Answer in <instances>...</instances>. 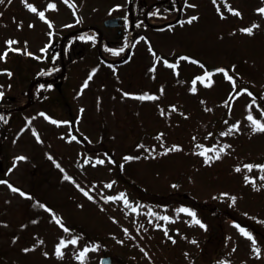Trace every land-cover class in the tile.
I'll list each match as a JSON object with an SVG mask.
<instances>
[{
	"label": "rangeland",
	"instance_id": "1",
	"mask_svg": "<svg viewBox=\"0 0 264 264\" xmlns=\"http://www.w3.org/2000/svg\"><path fill=\"white\" fill-rule=\"evenodd\" d=\"M218 2L219 8L212 0H188L181 6V19L186 22L166 31L149 29L132 48L130 60L125 61V53L118 57L122 63L116 71L100 64L94 45H77L74 52L84 58L62 84L74 116L61 100V83L34 101L37 72L52 59L51 46L62 30L126 16L133 2H0V100L12 97V102L23 108L13 117L20 126L6 142L3 162L7 181L0 184V257L7 264H100L101 247H109L107 254L115 264H213L229 247L264 249V170L256 168L259 171L254 170L246 181L244 164L239 166L244 157H264V132L253 130L250 111L244 106L245 101H264V13L259 11L264 9V0ZM29 6L37 11L32 12ZM149 22L154 26L164 23ZM249 28L251 34L244 31ZM121 48L116 45L109 55L101 48V53L114 60ZM184 53L207 67L232 66L234 77L252 80L251 90L244 88L232 109L238 118L239 137L227 148L224 162L218 160L209 167L202 165L206 156L200 153L204 150L194 154L191 136L210 116V103L224 99L233 85L222 82L221 72L210 86L207 83L194 90L189 79L199 73L206 75L205 66L191 63L181 55ZM174 54L177 57L169 61L175 67L160 74L168 75L167 89L179 95L183 114L173 117L171 128L163 127L170 136L167 150L158 144L157 153L142 150L137 154L134 148L144 129L155 130L164 122L158 117L160 107L156 109L150 102L139 106L140 92L154 89L155 84L152 73L145 75L143 68L152 64L160 70L165 57ZM97 63L99 74L86 73L88 65ZM177 63L185 65L183 83L175 89ZM158 105L164 108L162 102ZM260 122L264 123V117ZM193 164L195 174L190 179L181 177V170ZM237 165L238 172L234 169ZM131 182L140 184V190ZM33 183L37 189L26 192ZM109 184L111 187L106 186ZM217 192L228 195L219 193L218 198ZM121 195L127 197V205L121 199H109ZM188 212H194L195 217ZM242 212L253 218L244 214L251 219L247 223ZM256 215L262 224L256 225ZM197 219L200 224L194 222ZM61 242L66 245L62 257L56 254ZM86 249L81 261L79 254Z\"/></svg>",
	"mask_w": 264,
	"mask_h": 264
},
{
	"label": "trees",
	"instance_id": "2",
	"mask_svg": "<svg viewBox=\"0 0 264 264\" xmlns=\"http://www.w3.org/2000/svg\"><path fill=\"white\" fill-rule=\"evenodd\" d=\"M188 0H153L152 3H147L144 0H134V5H133V17L130 15V11L127 10L126 13V21L125 25L127 29L119 34L115 32H108V29L105 28L102 24L91 22L89 25L92 26H97L99 27L102 32H103V37H102V45L104 51L109 54L110 49L115 50L114 47L116 45H121L122 48L117 50L116 55H120L123 53L128 42H129V35L131 31V26L132 24L134 25L133 27V36L135 40H140L146 32L151 29L153 31H159L161 29H156L152 28L149 26L147 23V18L150 21H160V22H166L169 20V17H165L164 13L170 12L175 16L179 12V2L181 3V6L184 7L185 3ZM154 5V7L150 10V12L147 13L149 8ZM178 24L174 25H169L167 28H175L177 27ZM75 28H70V29H65L64 31L62 30L60 33V40L64 36H66L68 33L73 31ZM100 37L96 34L87 32V33H82V34H77L72 37H70L67 42H66V47H65V62L67 65L66 73L64 77L61 79V100L63 101L64 105L68 109V112L70 116H74L73 112V105L68 97V95L65 94V90L62 87V84L67 82L68 77L70 72L72 71L73 67L77 64H80L82 59L84 57H79L78 54L74 52V48L77 45L81 44H86V45H94L95 48L97 49L98 43H99ZM97 56L99 58L100 64L104 65L105 63L102 61L100 58L99 52L97 51ZM177 55L174 54V56L165 57V61L163 62V65H161L160 70L155 68L154 65L149 64L144 66V74L149 75L152 73V79L154 80V89L149 90H144L143 92H140V97L145 96V97H156V99H141V103L139 106L144 105L145 102H150L152 101L154 103V106L156 109L158 107L161 108L159 111L158 117L160 120H164L162 122V126L158 125V127L153 129H144V131L140 135V142L139 145L134 148V152L137 154H141V151L144 150L145 153L148 154H153L157 153L159 151L158 144H161L164 149H168L169 146L166 144L167 138L170 137L167 135L166 130L163 127H172L173 125V117L175 115H182L181 107H180V99L179 95L175 96V92H170L167 89V84H168V78L165 74H160L163 72H166L168 70L167 64H170L169 59H174L176 58ZM196 58V57H194ZM84 61V60H83ZM1 62V61H0ZM4 62V61H3ZM167 62V63H165ZM186 62V61H185ZM187 63V62H186ZM62 65H63V60L60 57L59 53L54 54L52 59L48 61L45 66H42V68L37 72L36 77H48L55 75L59 73L62 70ZM183 65L180 67L179 63H177L176 68L174 69V75H173V86H175V89H177L183 82H182V77L184 75L183 73ZM237 66V64H234ZM1 66V64H0ZM88 65L87 68L85 69L86 73L89 75L92 74H98V65ZM117 67L118 65H114ZM1 70V69H0ZM206 75H210V81L205 79ZM204 76L197 74L194 75L193 77L191 76L189 79V84L193 87L194 90H199L201 86H204V84L207 83H213L215 82L216 76L211 75V74H206ZM227 76H231L232 80H229ZM227 76L224 74L223 75V80L222 82L224 84H229L233 85V89L229 90L225 96L224 99H215L213 102L210 103L209 108H210V116L208 119L200 126L201 129L197 130L192 134V139H194V154H197V150H204L209 154V157H213V159L206 160L203 162V167H209L211 165H215L218 160L221 162H224L223 160V155L225 154L227 148L230 146L231 142L236 140L239 137V127H238V118L237 116H234L232 114V109L234 105V101L236 99V96L242 92V90L245 89H250L251 90V79L245 80L242 79V77L239 75L237 77H234L231 74H227ZM92 77V76H90ZM161 77V78H160ZM245 78V77H244ZM161 81V82H160ZM233 81L235 84H233ZM55 82H46V81H41L37 84L36 86V91H35V101H40L45 93H47L49 90L52 88H55ZM201 85V86H199ZM264 89V88H263ZM160 101V102H159ZM257 103H253V101H245L244 106L250 111V116L254 119L260 122L261 117H264V101L261 100L260 98L256 100ZM161 102L164 105V108H162L158 103L161 104ZM255 102V101H254ZM16 105L14 102H11L8 100V98H4L0 100V107H10ZM21 111H11V110H0V117H3V119H0V145L2 147V151L0 154V184L3 182L7 181V176H6V168L3 162L4 156L6 155V142L10 141V139L13 137L12 132L14 131L15 128L18 127V123L14 121L13 117L17 114H20ZM209 114V113H208ZM73 119V117H72ZM251 121V120H250ZM251 123V127L254 130V125ZM177 124V121H176ZM20 126V125H19ZM24 128L22 127V130ZM231 129L230 134L228 135H223V133L229 132ZM21 134V132H19ZM168 136V137H167ZM215 149V151H212ZM222 149V151H221ZM157 151V152H156ZM219 154V159H215L214 157ZM131 154V153H129ZM264 156V155H263ZM261 158V160H260ZM259 159L256 163V165L253 164V160ZM240 164H244V173L241 172V174L245 175V180L248 181L249 178L251 177L252 174H255V172L259 171L256 170V168H262L261 166H264V157L262 156H256L253 159L249 157H244L243 161H239V166ZM247 165H252L251 171L248 170L246 167ZM237 165L234 169L236 171L237 168H239ZM195 165L191 166L190 168L186 170H181V177L184 175L188 176V179L191 178L192 174H195ZM120 170V169H119ZM219 170V169H217ZM255 170V172H254ZM262 171V170H260ZM118 172V171H117ZM238 172V171H236ZM249 174V175H248ZM35 183V182H34ZM31 186L29 191L31 190H36L37 187L35 188V185ZM131 185L135 189H139L140 184H137L136 182H131ZM257 188L260 187L259 184L256 185ZM140 190V189H139ZM217 192L216 196L220 198V194H226L228 195L227 192L220 193ZM243 216H245L244 212ZM249 217H253L252 214L248 213ZM259 217V215H256L255 218ZM105 247L103 248V251H105ZM1 258V257H0ZM3 260V259H2ZM5 264L7 262L3 260Z\"/></svg>",
	"mask_w": 264,
	"mask_h": 264
},
{
	"label": "snow or ice",
	"instance_id": "3",
	"mask_svg": "<svg viewBox=\"0 0 264 264\" xmlns=\"http://www.w3.org/2000/svg\"><path fill=\"white\" fill-rule=\"evenodd\" d=\"M0 2H2V0H0ZM51 7H54V5H52ZM29 8H30V10L32 11V12H36L37 11V9L35 8V7H31V6H29ZM261 13H264V9H260L259 10ZM236 15H239V13H235ZM39 15H40V17H41V19H43L44 18V14L41 12V13H39ZM195 19H197L196 17H193L192 18V20H195ZM192 20H189L188 22L189 23H191L192 22ZM244 31H246L248 34H251L252 33V29L251 28H249V29H246V30H244ZM9 43L11 44V43H14V42H11V41H9ZM6 55V54H5ZM165 63H167V62H165ZM167 66L168 67H175V65H171V64H167ZM221 71H223V70H221ZM225 75L227 76V73H225ZM227 78L229 79V80H232V77L231 76H227ZM205 79H207V80H209L210 81V75H206V77H205ZM233 84H235V82L233 81ZM87 85H85V87H86ZM207 86H210V83L207 85ZM0 95H2V93H0ZM139 99H156V97H145V96H142V97H139ZM0 119H3V117H0ZM248 119L249 120H251L252 121V123H253V125H254V131H260V132H264V123H261V122H259V121H257V120H254L251 116H249L248 117ZM52 123H56V121H52ZM230 132H231V129L229 130V132H227V133H223V135H228V134H230ZM172 150H176V149H169V151H172ZM212 151H215V149H213ZM221 151H222V149H221ZM201 155H205L206 156V162H208V160H211V159H213V157H207V155H206V151L205 152H201L200 153ZM215 159H219L220 157H219V154L217 153V155L214 157ZM19 159H21V160H23V159H25L24 157H20ZM125 159H132L131 157H126ZM97 163H103V161H98ZM58 166V165H57ZM247 168H248V170L249 171H251V169H252V165H247L246 166ZM262 167V170H264V166H261ZM236 171H240V169L239 168H237L236 169ZM65 179H69L68 177H65ZM262 179H264V177H262ZM254 183V182H253ZM107 187H111V185L109 184V185H106ZM12 191H18L17 189H15V188H13L12 189ZM21 195H24L23 193H21ZM85 195H88V193H85ZM90 199H91V197H89ZM109 199H121V200H123L124 201V203H125V205H127V203H128V201H127V199H126V197H124L123 195H121L120 197H117V198H109ZM135 210V209H134ZM180 211H188L187 209H181ZM188 214L189 215H191V216H193V217H195V213L194 212H188ZM161 219H168L167 217H161ZM196 224H200V221L197 219V220H195L194 221ZM56 223L57 224H60L61 222H60V220H56ZM201 227H204V225H202L201 224ZM245 235H248V233L247 232H245L244 233ZM249 238L251 239V237L249 236ZM71 243L72 244H75L76 243V241L75 240H73V241H71ZM66 245L63 243V242H61V244L57 247V249H56V254H57V256H63V252H62V248H64ZM257 251V254L259 253V250L257 249L256 250ZM86 252H87V249L85 250V251H82L80 254H79V259L81 260V261H83V259L85 258V255H86Z\"/></svg>",
	"mask_w": 264,
	"mask_h": 264
},
{
	"label": "flooded vegetation",
	"instance_id": "4",
	"mask_svg": "<svg viewBox=\"0 0 264 264\" xmlns=\"http://www.w3.org/2000/svg\"><path fill=\"white\" fill-rule=\"evenodd\" d=\"M235 248L224 249L213 262L214 264H264V249Z\"/></svg>",
	"mask_w": 264,
	"mask_h": 264
},
{
	"label": "water",
	"instance_id": "5",
	"mask_svg": "<svg viewBox=\"0 0 264 264\" xmlns=\"http://www.w3.org/2000/svg\"><path fill=\"white\" fill-rule=\"evenodd\" d=\"M123 19V17H112V18H108L104 21V24L106 27H120L122 24L120 22V20ZM85 29H81L79 30L80 32L84 31ZM68 37H65L63 39V42L66 41ZM131 41H132V32H131V38H130V44H131ZM221 70H224V71H227L229 72L230 69L227 67V66H219V67H213V68H210L209 69V72L210 73H216L218 71H221ZM53 81L55 80H58V78H54V79H51ZM13 99V98H12ZM21 107H15V108H12V110H16V109H20ZM101 264H113V260H112V257L111 256H104L101 258Z\"/></svg>",
	"mask_w": 264,
	"mask_h": 264
}]
</instances>
